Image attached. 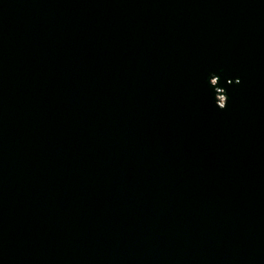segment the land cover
<instances>
[{
    "label": "water",
    "instance_id": "water-1",
    "mask_svg": "<svg viewBox=\"0 0 264 264\" xmlns=\"http://www.w3.org/2000/svg\"><path fill=\"white\" fill-rule=\"evenodd\" d=\"M0 264H264V0H0Z\"/></svg>",
    "mask_w": 264,
    "mask_h": 264
},
{
    "label": "rangeland",
    "instance_id": "rangeland-1",
    "mask_svg": "<svg viewBox=\"0 0 264 264\" xmlns=\"http://www.w3.org/2000/svg\"><path fill=\"white\" fill-rule=\"evenodd\" d=\"M222 97H220V100H221ZM223 100V99H222Z\"/></svg>",
    "mask_w": 264,
    "mask_h": 264
}]
</instances>
